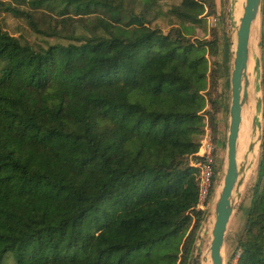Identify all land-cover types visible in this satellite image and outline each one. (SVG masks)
Instances as JSON below:
<instances>
[{
    "label": "trees",
    "instance_id": "1",
    "mask_svg": "<svg viewBox=\"0 0 264 264\" xmlns=\"http://www.w3.org/2000/svg\"><path fill=\"white\" fill-rule=\"evenodd\" d=\"M13 1L58 40L0 25V264H188L206 213L191 160L223 107L208 54L225 46L190 36L217 0ZM260 45L264 94V0ZM244 214L236 264H264V136Z\"/></svg>",
    "mask_w": 264,
    "mask_h": 264
},
{
    "label": "water",
    "instance_id": "2",
    "mask_svg": "<svg viewBox=\"0 0 264 264\" xmlns=\"http://www.w3.org/2000/svg\"><path fill=\"white\" fill-rule=\"evenodd\" d=\"M262 5L263 0H225L232 46L226 154L222 177L208 209L205 226L209 223V230L201 228L188 264H227L228 228L244 194L245 175L252 163L250 154L258 158L259 168L264 136ZM246 122L250 131L242 144ZM203 231L209 234V240Z\"/></svg>",
    "mask_w": 264,
    "mask_h": 264
},
{
    "label": "rangeland",
    "instance_id": "3",
    "mask_svg": "<svg viewBox=\"0 0 264 264\" xmlns=\"http://www.w3.org/2000/svg\"><path fill=\"white\" fill-rule=\"evenodd\" d=\"M0 2H12L16 4L13 0H0ZM180 0H163V10H168L171 4H178ZM227 7H230V1H228ZM52 15H55L54 13ZM175 22V23H174ZM170 17H159L153 22L152 26H159L165 33L169 32L172 28H176L178 22ZM0 25L10 32L12 35L19 37L22 41H28L30 43H40L42 41L55 42L57 38L44 37L41 34L33 32L27 25V23L20 18L15 17L12 13L4 9V5L0 3ZM195 32L190 36L191 39H207L211 40L214 36H220L221 40L225 42L223 48L220 47L219 53L208 54L209 60V71L212 72L211 79L215 83L213 89V96L219 100V103L223 104L222 109L217 113V131L207 123L205 128V134L201 141L205 139L208 135L212 137L214 143L217 146L216 149V163L219 170L218 178H216L215 188L216 190L223 173L224 159L226 154V142H227V131H228V118H229V106L231 102V92H230V65H231V38L228 35L229 31V20L227 17L225 9V0H217V7L214 11H209L207 9L204 21L201 25L195 26ZM65 41V40H61ZM223 45V43H222ZM218 106V104H217ZM200 141L199 151L197 152V159H192L191 163H197L196 161H201L202 143ZM258 164V161H257ZM255 166L253 176L251 179L244 183L241 201L239 206L235 211L231 222L229 224L227 239H226V262L227 264H236L237 258L239 256V251L236 250L237 239L243 233V226L245 223L244 209L250 206L254 188L256 186L258 177V166ZM194 165V164H193ZM197 166V165H195ZM199 168V166H197ZM200 169V168H199ZM201 174V171H200ZM213 191V193H214ZM208 211L202 217V222L200 227L195 232V238L190 250L189 259L193 251V246L197 242V236L205 226ZM205 242V246H207ZM189 263V260H188Z\"/></svg>",
    "mask_w": 264,
    "mask_h": 264
},
{
    "label": "built area",
    "instance_id": "4",
    "mask_svg": "<svg viewBox=\"0 0 264 264\" xmlns=\"http://www.w3.org/2000/svg\"><path fill=\"white\" fill-rule=\"evenodd\" d=\"M201 143V161H196L197 163L193 164L199 166L201 171L200 197L198 209L207 212L211 205L212 197L214 194H211L212 188H215L214 179L218 178L219 175V170L216 163L217 146L214 143L212 137L209 135L205 139H203Z\"/></svg>",
    "mask_w": 264,
    "mask_h": 264
},
{
    "label": "bare ground",
    "instance_id": "5",
    "mask_svg": "<svg viewBox=\"0 0 264 264\" xmlns=\"http://www.w3.org/2000/svg\"><path fill=\"white\" fill-rule=\"evenodd\" d=\"M251 115H252V112L250 113V117H251ZM249 131H250V126H248V123L246 122V129H245L244 137L242 138V144H244L245 139H248ZM249 161H250V163L251 162L252 163H251V166L249 167V169L246 172L244 183L249 181L251 179V177L253 176V172H254L255 166L257 164L258 158L254 159V154H250ZM243 186H244V184H243ZM205 230L206 231L209 230V223H207V225L205 226ZM202 235L205 237V239L209 240V234L205 235V233L203 231Z\"/></svg>",
    "mask_w": 264,
    "mask_h": 264
}]
</instances>
